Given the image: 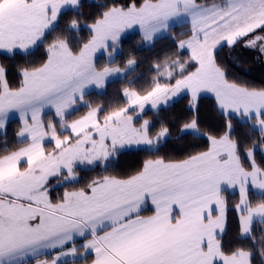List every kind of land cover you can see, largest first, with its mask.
Masks as SVG:
<instances>
[{
  "label": "snow or ice",
  "instance_id": "6c2138e0",
  "mask_svg": "<svg viewBox=\"0 0 264 264\" xmlns=\"http://www.w3.org/2000/svg\"><path fill=\"white\" fill-rule=\"evenodd\" d=\"M92 4L0 0V264H264V82L228 63L264 64V0Z\"/></svg>",
  "mask_w": 264,
  "mask_h": 264
},
{
  "label": "trees",
  "instance_id": "16d2710c",
  "mask_svg": "<svg viewBox=\"0 0 264 264\" xmlns=\"http://www.w3.org/2000/svg\"><path fill=\"white\" fill-rule=\"evenodd\" d=\"M82 3H84L85 6V13L90 17L94 11L96 10L97 6L95 4H92V12H88L89 7V0H82ZM70 11V10H68ZM68 11L62 12L60 19L53 25V30L60 28L62 26V21L64 20L65 16L68 14ZM87 29L85 26L81 25L80 32L82 35L86 34ZM51 32L48 33L50 35ZM138 32H135L131 37L126 38L123 40V44L125 46H128L132 43V41L138 37ZM75 39V37H74ZM172 42L169 40V38L165 36L159 37L154 44L151 46H144L141 44L140 46L133 47V51L138 53L141 56L140 61L137 64V71L139 72V75H135V69H132L129 71L124 79H127L129 76H131L132 81L136 82L138 84H144L148 82V75L149 72L152 70L150 67V60L153 58V56L160 55L165 49L169 48L171 46ZM225 56H227L228 50H224ZM126 53L123 51L122 57H125ZM235 57H238L239 60L242 62L244 67H237L236 65L231 64V61H228L229 66L231 69H233L240 77L246 78L250 82L260 84L264 82V64H261L258 61H254L252 59V55L250 52L244 49H239L236 52L232 54ZM100 62V60H97ZM119 83L120 78L110 80L108 82V87L104 89L101 93H95L93 91L86 93L90 98L96 99L97 97L101 99L107 100L109 97H115L119 96ZM201 119L202 122L206 123H212L213 121V112L210 101H205V103L202 105L201 108ZM10 124L8 126V139L10 137L9 130H10ZM0 147H3V139L0 138ZM171 148L177 150L178 154H182L183 151L187 150V146L177 148L176 145H171ZM139 162V158L137 157H129L126 158L125 154H121V159L117 160V166H127V167H134ZM99 166L97 165V168Z\"/></svg>",
  "mask_w": 264,
  "mask_h": 264
},
{
  "label": "rangeland",
  "instance_id": "374dc122",
  "mask_svg": "<svg viewBox=\"0 0 264 264\" xmlns=\"http://www.w3.org/2000/svg\"><path fill=\"white\" fill-rule=\"evenodd\" d=\"M135 32H138V34H139V29L138 28H134V29H132V30H129V31H127V32H125L123 35H122V37H121V43L123 44V40L124 39H126V38H129V37H131ZM124 45V44H123ZM144 46H151L152 44H143ZM123 49H118L117 50V53H116V56L118 57V58H120L121 59V57H122V54H123ZM124 58V57H123ZM122 58V59H123ZM104 59V51L103 50H101L98 54H97V60H103ZM98 62V61H97ZM132 69H130L129 71H131ZM128 71V72H129ZM128 72H126L125 73V75L128 73ZM117 78H119V77H116V78H114V79H117ZM111 80H113V79H111ZM110 81V80H109ZM91 91H93V92H95V93H101V92H103L104 91V89L103 90H98V89H96L94 86L93 87H91V88H89V89H87L86 90V93H88V92H91ZM83 106H81V108H82ZM10 130H9V134H10V137H9V142L14 138L13 137V130H12V124L10 123Z\"/></svg>",
  "mask_w": 264,
  "mask_h": 264
}]
</instances>
